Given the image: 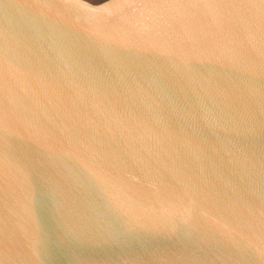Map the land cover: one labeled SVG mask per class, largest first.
<instances>
[{"label": "water", "instance_id": "water-1", "mask_svg": "<svg viewBox=\"0 0 264 264\" xmlns=\"http://www.w3.org/2000/svg\"><path fill=\"white\" fill-rule=\"evenodd\" d=\"M0 264H264V0H0Z\"/></svg>", "mask_w": 264, "mask_h": 264}, {"label": "bare ground", "instance_id": "bare-ground-1", "mask_svg": "<svg viewBox=\"0 0 264 264\" xmlns=\"http://www.w3.org/2000/svg\"><path fill=\"white\" fill-rule=\"evenodd\" d=\"M92 1H95V0H92ZM96 1H102V0H96Z\"/></svg>", "mask_w": 264, "mask_h": 264}]
</instances>
